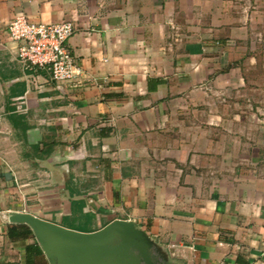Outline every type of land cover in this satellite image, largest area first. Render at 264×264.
<instances>
[{"label": "crops", "instance_id": "obj_1", "mask_svg": "<svg viewBox=\"0 0 264 264\" xmlns=\"http://www.w3.org/2000/svg\"><path fill=\"white\" fill-rule=\"evenodd\" d=\"M263 14L264 0H0V264H49L33 233L8 238L11 212L83 233L134 221L165 264H264V105L235 110L253 56L233 53ZM18 15L77 25L70 80L22 69L5 33Z\"/></svg>", "mask_w": 264, "mask_h": 264}, {"label": "water", "instance_id": "obj_2", "mask_svg": "<svg viewBox=\"0 0 264 264\" xmlns=\"http://www.w3.org/2000/svg\"><path fill=\"white\" fill-rule=\"evenodd\" d=\"M8 221L31 229L49 264H165L156 244L134 221L116 219L93 233L27 212H11Z\"/></svg>", "mask_w": 264, "mask_h": 264}, {"label": "built area", "instance_id": "obj_3", "mask_svg": "<svg viewBox=\"0 0 264 264\" xmlns=\"http://www.w3.org/2000/svg\"><path fill=\"white\" fill-rule=\"evenodd\" d=\"M76 31L72 21L47 24L24 15L15 16L5 28L8 38L17 44L16 57L22 69L31 75L45 71L54 83L66 82L75 73L68 41Z\"/></svg>", "mask_w": 264, "mask_h": 264}, {"label": "rangeland", "instance_id": "obj_4", "mask_svg": "<svg viewBox=\"0 0 264 264\" xmlns=\"http://www.w3.org/2000/svg\"><path fill=\"white\" fill-rule=\"evenodd\" d=\"M262 18V21L259 18L254 22L249 42L238 44L235 51H233L234 58H238L239 54L245 50L251 52V56H253L250 59L251 63L246 60V70L243 71L248 88H242L237 95L238 100H249V102L246 103V107L242 103L240 108L235 109L238 112L249 109V104H255L254 102H262L261 105H264V91L262 90L264 84V41L260 40L264 37V14Z\"/></svg>", "mask_w": 264, "mask_h": 264}, {"label": "trees", "instance_id": "obj_5", "mask_svg": "<svg viewBox=\"0 0 264 264\" xmlns=\"http://www.w3.org/2000/svg\"><path fill=\"white\" fill-rule=\"evenodd\" d=\"M89 217L91 216H88V218ZM7 236L12 241H24L28 239L30 236H32V231L26 225L17 224V225H12L7 228ZM29 248H32V247L29 246L28 250Z\"/></svg>", "mask_w": 264, "mask_h": 264}]
</instances>
